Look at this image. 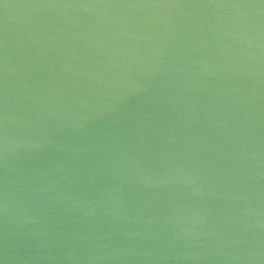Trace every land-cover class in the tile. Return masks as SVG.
Segmentation results:
<instances>
[{"label": "water", "instance_id": "water-1", "mask_svg": "<svg viewBox=\"0 0 264 264\" xmlns=\"http://www.w3.org/2000/svg\"><path fill=\"white\" fill-rule=\"evenodd\" d=\"M0 264H264V0H0Z\"/></svg>", "mask_w": 264, "mask_h": 264}]
</instances>
